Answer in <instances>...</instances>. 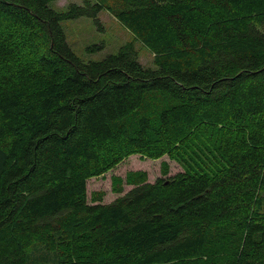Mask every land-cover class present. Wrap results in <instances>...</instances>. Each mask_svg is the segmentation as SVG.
Masks as SVG:
<instances>
[{"label":"trees","instance_id":"obj_1","mask_svg":"<svg viewBox=\"0 0 264 264\" xmlns=\"http://www.w3.org/2000/svg\"><path fill=\"white\" fill-rule=\"evenodd\" d=\"M55 1L0 0V264H264V0ZM103 9L155 68L73 52ZM135 154L183 171L89 203Z\"/></svg>","mask_w":264,"mask_h":264},{"label":"rangeland","instance_id":"obj_2","mask_svg":"<svg viewBox=\"0 0 264 264\" xmlns=\"http://www.w3.org/2000/svg\"><path fill=\"white\" fill-rule=\"evenodd\" d=\"M95 1V0H92ZM81 4V0H57L49 7L58 12H65L70 4ZM101 28L91 18L81 17L65 20L61 23L66 36V42L73 52L84 62H99L108 55L117 54L119 48L127 43H133L140 63L144 67L155 68L153 55L144 45L136 42L131 33L106 10L98 14ZM182 166L167 155L159 159L142 158L135 154L127 157L116 167L102 176L93 177L87 181V201L90 203L100 199L101 204H109L128 192L132 186L125 183V177L130 172H143L149 183L156 179L172 177L182 172ZM122 184V192L116 187ZM97 202V201H96Z\"/></svg>","mask_w":264,"mask_h":264}]
</instances>
